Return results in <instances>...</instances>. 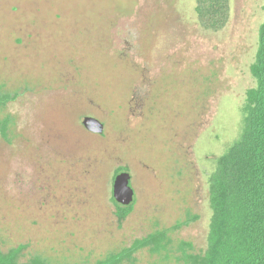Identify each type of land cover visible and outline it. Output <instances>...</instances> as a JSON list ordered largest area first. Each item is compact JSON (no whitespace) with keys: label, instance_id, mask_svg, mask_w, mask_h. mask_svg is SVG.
Listing matches in <instances>:
<instances>
[{"label":"rangeland","instance_id":"374dc122","mask_svg":"<svg viewBox=\"0 0 264 264\" xmlns=\"http://www.w3.org/2000/svg\"><path fill=\"white\" fill-rule=\"evenodd\" d=\"M230 7L213 32L196 0H0V251L96 264L160 231L165 247L121 264L207 248L210 177L244 133L264 23V0ZM121 171L135 192L125 217Z\"/></svg>","mask_w":264,"mask_h":264},{"label":"trees","instance_id":"16d2710c","mask_svg":"<svg viewBox=\"0 0 264 264\" xmlns=\"http://www.w3.org/2000/svg\"><path fill=\"white\" fill-rule=\"evenodd\" d=\"M230 11V0H196L200 24L213 32L226 27ZM251 72L257 85L247 91L244 133L218 158L217 168L210 177L213 215L208 246L200 253L185 252L184 264H264V23ZM8 98L0 93V108ZM8 120L0 113V131L7 139ZM113 200L120 208L121 217L129 213L134 203L124 206L114 197ZM168 241L166 232L160 231L136 240L131 247L110 254L96 264H121L126 259L132 260L133 254L141 248L157 251ZM20 251L21 248L0 251V264H50L42 257L22 262Z\"/></svg>","mask_w":264,"mask_h":264},{"label":"water","instance_id":"95a60500","mask_svg":"<svg viewBox=\"0 0 264 264\" xmlns=\"http://www.w3.org/2000/svg\"><path fill=\"white\" fill-rule=\"evenodd\" d=\"M86 128L94 132H103L104 124L97 118L86 116L83 120ZM131 174L122 171L115 176L113 185V197L121 205H130L135 199L134 189L130 185Z\"/></svg>","mask_w":264,"mask_h":264}]
</instances>
